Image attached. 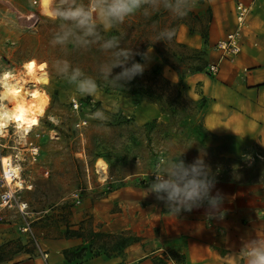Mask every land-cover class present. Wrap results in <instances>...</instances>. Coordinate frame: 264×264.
<instances>
[{"label":"crops","instance_id":"crops-1","mask_svg":"<svg viewBox=\"0 0 264 264\" xmlns=\"http://www.w3.org/2000/svg\"><path fill=\"white\" fill-rule=\"evenodd\" d=\"M238 2L252 6L241 52L224 57L211 73L210 65L219 58L216 43L237 27ZM190 14L192 23L181 26L177 41L197 55L192 67L182 72L155 54L146 71L161 73L195 105L201 101L198 109L176 114L175 105L165 106L143 91L130 96L98 91L93 100L108 118L131 119L129 127L136 132L181 133L185 126L176 127L175 120L183 114L181 118L202 125L201 133L229 137L235 171L221 168L212 176L211 195L219 190L221 208L213 218L205 213L211 211L206 202L174 215L155 193L145 191L154 174L162 173L155 156L113 158L101 185L114 186L95 198L97 191L90 187V195L69 208L66 217L60 211L50 220L35 219V238L20 225L0 223V264H173L166 260L169 255L176 264H247L242 248L264 242V0H197ZM169 142L167 137L161 143L167 147ZM135 145L145 146L143 141ZM164 164L162 175L168 177L174 163ZM10 244L14 248L5 250Z\"/></svg>","mask_w":264,"mask_h":264},{"label":"rangeland","instance_id":"rangeland-1","mask_svg":"<svg viewBox=\"0 0 264 264\" xmlns=\"http://www.w3.org/2000/svg\"><path fill=\"white\" fill-rule=\"evenodd\" d=\"M76 2L87 6L89 0ZM30 14H34V18H31ZM34 21L36 27L32 29L30 25ZM191 23L190 12L185 17L178 18L160 9L147 18L142 13L130 16L123 24L109 31H105L103 25L98 23V39L94 43L82 45L75 42V37H71L66 45L57 44L53 47L49 41L60 31V21H52L43 16L39 5H33L31 0H0V54L8 57L9 67L20 72L23 62L31 58L49 64V84L42 85L41 90L47 94L50 102L47 104V112L44 113L41 126L28 137V140L40 147V155L36 162L26 160L22 165V178L29 188L25 189L21 182L20 187L25 189L21 197L30 205L32 224L40 217L41 221L50 220L60 211H63V217L68 216L67 210L79 205L75 194H79L83 200L90 195L88 191L90 187L97 191L93 198L113 187L114 184L108 187L101 185L102 181L95 169L98 159L109 166V162L117 157L135 154L141 158L155 156L157 163L164 159L161 164V171L164 173L162 165L165 163L166 166L167 161L174 164L183 161L185 165H189L197 158H201L208 167L210 176L221 168L235 171L236 152L233 148H228L232 146L231 139L224 135L201 133L202 125L199 126L196 119L181 118L182 114L176 118L175 126H185L183 132L154 136L145 131L133 130L129 127L131 119L125 121L113 117L105 122L92 119V113L98 109L105 113L104 109L97 105L93 96L82 97L76 93L75 86L68 83L66 75H57L62 64L57 65L54 62L57 59H66L71 65L69 74L72 68L80 67L85 74L97 78L99 91L120 96L141 94L143 91V94L156 98L165 106L169 103L175 105L176 114L183 109L193 111L199 108L201 101L195 105V100L191 96H185L181 87L170 85L169 81L156 70L145 71L143 76L135 77L124 86H112L98 73L99 64L110 56V53H103L100 50V45L111 36L120 39L121 48L139 52L152 48L150 62L153 55L158 54L163 62L183 72L185 68L192 67L191 64L197 55L192 49L179 43L177 35L183 24ZM165 28L175 29L173 39L166 42L156 41L158 31ZM135 60L145 63L140 56H136ZM120 71V68H115L113 74ZM72 97L80 98L85 103L79 114L72 110L70 104ZM81 118L88 120V126L77 131L74 129V122ZM195 129L199 131L195 132ZM167 137L170 138V142L166 147L161 142ZM141 141L145 146L135 149V144ZM155 141L159 143L156 145ZM155 145L158 147L154 148ZM18 152L20 157L27 159V152L21 150L13 151L7 148L2 154L14 155ZM103 187L104 189L100 191L99 189ZM0 223L24 225L23 219L13 210L0 211ZM13 248L14 246L10 244L4 249L9 251Z\"/></svg>","mask_w":264,"mask_h":264},{"label":"clouds","instance_id":"clouds-1","mask_svg":"<svg viewBox=\"0 0 264 264\" xmlns=\"http://www.w3.org/2000/svg\"><path fill=\"white\" fill-rule=\"evenodd\" d=\"M31 3L39 5L41 14L46 18L60 21V31L49 41L54 47L57 44L66 45L71 37H75V42L82 45L94 43L98 39V23L103 25L105 31H109L137 13L147 18L164 9L174 17L183 18L195 7L197 0H89L87 6L76 0H31ZM174 35L175 29L165 28L158 31L156 41H171ZM89 37L93 39L88 40ZM100 50L110 53V56L99 64L98 73L112 86H124L135 77L143 76L153 51L152 48L145 52L121 48L117 36L103 40ZM136 56H140L145 63L137 62ZM54 63L62 64L57 75H66L68 83L75 86V92L80 96H95L99 91L97 78L85 74L80 67L72 68L69 74L71 65L68 60L57 59ZM48 68V62H38L35 58L24 61L19 73L11 67H0V137L10 128L15 129L17 138L27 136L34 126L39 125L50 102L47 94L41 91V86L49 83ZM115 68L121 71L113 74ZM91 118L102 122L108 119L99 109L91 114ZM16 161L13 163L11 156L0 157V180L9 184L20 180L23 168L18 162L19 157H16ZM155 175V181L145 191L147 195L155 193L156 200L164 201L174 215L201 208L206 202L211 211L205 213L213 218V213L222 206L223 196L219 190L215 196L211 195L216 180L210 176L201 158L189 165L183 161L174 164L167 179L160 173ZM241 252L247 264H264V242L251 241Z\"/></svg>","mask_w":264,"mask_h":264},{"label":"built area","instance_id":"built-area-1","mask_svg":"<svg viewBox=\"0 0 264 264\" xmlns=\"http://www.w3.org/2000/svg\"><path fill=\"white\" fill-rule=\"evenodd\" d=\"M251 12H252L251 5L245 4L244 2L237 3L236 5L237 27L234 31L227 34L225 39H222L216 43L215 48L216 50L219 51V58L217 63L210 65L211 73H216L218 71V63L221 60H223L224 57L236 56L241 52V48H242L241 41L243 38V30L247 25V21ZM34 16H35L34 14H30L31 18H34ZM35 21L32 25H30V28L33 29L36 27ZM8 63H9L8 57L0 54V67H9L10 65ZM29 87L31 88L32 85H30ZM70 104L72 110L75 113L79 114L83 109L85 103L80 98L72 97L70 100ZM43 118L44 116L40 118L39 125L34 126L32 130L27 134V136H20L19 138H17V133L15 129L10 128L3 137H0V157L11 156L13 157V163H16L17 162L16 157H19L18 162L20 163L21 167L26 160H29L30 162L33 163L36 162L40 155V147L37 144H35L33 141L28 140V137L34 130H36L41 126ZM87 126H88V120L84 118H81L74 122V129L77 131H81L85 129ZM7 148L12 149L13 151L21 150L22 152H27L28 154L27 159L24 157L23 158L20 157L19 152L15 153L14 155H3L2 151ZM34 149L36 151H34ZM163 161L164 159H161L160 164H162ZM0 173H2V165H0ZM156 173L162 174L159 171H157ZM163 176L165 179L168 178L165 175ZM153 177L154 179H156L155 174ZM19 181L22 182V185L24 186L25 189L29 188L28 185H25V180L22 178V173ZM25 189H22L15 180L10 184L4 180H0V211L2 210L15 211L24 221V225L21 227V231L25 234H29L32 238H35L32 229L30 205L28 201H26L21 197V193ZM75 198H77V203L79 204L81 201L80 195L75 194ZM41 254L43 259L46 261L47 253L42 252ZM166 260L171 261L173 264H176L174 258L170 255L166 257Z\"/></svg>","mask_w":264,"mask_h":264},{"label":"bare ground","instance_id":"bare-ground-1","mask_svg":"<svg viewBox=\"0 0 264 264\" xmlns=\"http://www.w3.org/2000/svg\"><path fill=\"white\" fill-rule=\"evenodd\" d=\"M19 72V71H18ZM49 84V83H48ZM47 84V85H48ZM30 86V85H29ZM42 91V90H41ZM45 93L44 91H42ZM30 99V98H29ZM47 112V108L45 110V113ZM95 169L96 173L99 175V179L102 182H106L108 180V165L103 162L101 159H98L95 163ZM19 186H21L20 181H16Z\"/></svg>","mask_w":264,"mask_h":264},{"label":"trees","instance_id":"trees-1","mask_svg":"<svg viewBox=\"0 0 264 264\" xmlns=\"http://www.w3.org/2000/svg\"><path fill=\"white\" fill-rule=\"evenodd\" d=\"M118 118H121L118 116ZM130 119H126L125 121H128ZM69 233L71 232V234H78V232H75V231H68ZM2 261V256L0 257V262Z\"/></svg>","mask_w":264,"mask_h":264}]
</instances>
